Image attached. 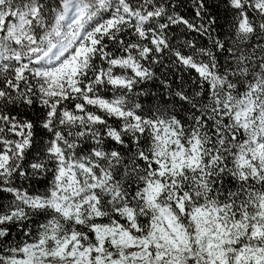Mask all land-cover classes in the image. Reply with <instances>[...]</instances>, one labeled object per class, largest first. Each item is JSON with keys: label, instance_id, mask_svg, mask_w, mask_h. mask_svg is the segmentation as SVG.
Returning <instances> with one entry per match:
<instances>
[{"label": "snow or ice", "instance_id": "obj_1", "mask_svg": "<svg viewBox=\"0 0 264 264\" xmlns=\"http://www.w3.org/2000/svg\"><path fill=\"white\" fill-rule=\"evenodd\" d=\"M0 264H264V0H0Z\"/></svg>", "mask_w": 264, "mask_h": 264}]
</instances>
